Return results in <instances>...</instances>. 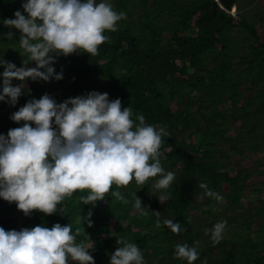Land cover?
<instances>
[{"label":"trees","instance_id":"trees-1","mask_svg":"<svg viewBox=\"0 0 264 264\" xmlns=\"http://www.w3.org/2000/svg\"><path fill=\"white\" fill-rule=\"evenodd\" d=\"M239 1L110 0L126 15L115 31L105 30L109 39L95 55L61 54L53 66L62 70V79L27 78L16 105L0 101V133L6 135L24 123L11 120V113L32 97L47 92L59 103L91 90L107 92L109 99H121L122 109L130 105L146 123L165 128L160 160L176 174L167 189H154L158 176L142 186L135 180L119 186L127 202L112 196L115 184L95 205L83 204L80 197L89 190L78 189L61 202L63 211L58 204L52 214L34 209L26 216L16 202L0 198V226L71 223L73 231L81 228L77 242L94 244L89 252L95 264H108L121 237L138 245L145 264H188L174 256L177 243L197 247L192 264H264V26H258L264 11L244 13ZM21 5L22 0H0V55L18 67L25 59L16 60L20 31L2 20L23 12ZM199 182L223 199L207 196ZM160 192L170 198L161 203L154 194ZM136 196L146 214L133 207ZM89 211L91 226L80 222ZM165 218L182 230L172 232ZM218 221L226 225L214 243L205 229Z\"/></svg>","mask_w":264,"mask_h":264},{"label":"clouds","instance_id":"clouds-1","mask_svg":"<svg viewBox=\"0 0 264 264\" xmlns=\"http://www.w3.org/2000/svg\"><path fill=\"white\" fill-rule=\"evenodd\" d=\"M21 7L23 12L17 9L14 18L2 20L5 26L20 31L17 49L25 57L18 67L0 55L4 68L0 72V101L11 105L17 104L27 78H63L62 70L57 72L53 66L59 55H95L98 45L109 39L105 30L115 31L116 22L126 15L115 11L110 0H22ZM6 35L11 40L13 33ZM30 61H35V66L29 67ZM13 78L22 83L13 85ZM10 119L24 123L9 128L6 135L0 133V198L16 202L26 216L34 209L52 214L58 204L63 211L61 202L78 189L89 190L80 197L83 204L95 205L113 184L117 190L112 196L127 202L119 186L133 180L142 186L150 177L158 176L153 187L161 190L175 180V172L166 170L160 160L165 128L146 123L143 114H134L130 105L122 109L121 99H109L107 92L91 90L59 103L46 92L27 100ZM199 187L207 196L223 199L205 182H199ZM154 194L161 203L170 198L167 192ZM133 207L146 214L147 207L138 196ZM91 214L89 211L80 222L85 220L91 226ZM163 225L174 233L182 230L180 223L170 218H165ZM225 225L226 221H218L211 229L206 228L205 234L211 233L210 238L217 243ZM155 226L161 227L159 219ZM80 232L79 227L73 231L71 223L59 222L50 228L38 224L5 230L0 226V264H95L89 252L94 244L77 242ZM117 243L119 247L111 253L108 264H145L137 244L123 237ZM174 256L192 264L199 252L194 245L177 243Z\"/></svg>","mask_w":264,"mask_h":264},{"label":"rangeland","instance_id":"rangeland-1","mask_svg":"<svg viewBox=\"0 0 264 264\" xmlns=\"http://www.w3.org/2000/svg\"><path fill=\"white\" fill-rule=\"evenodd\" d=\"M239 6L241 8V11L244 12V13H254L256 12L257 10H263L264 11V0H240L239 1ZM259 7H262V9ZM235 11V9H234ZM262 11V12H263ZM259 28L262 29L263 26H264V22H259L258 24ZM22 55L21 53H17V56H16V60H18V58H20Z\"/></svg>","mask_w":264,"mask_h":264}]
</instances>
